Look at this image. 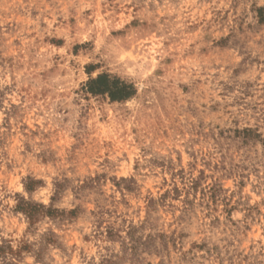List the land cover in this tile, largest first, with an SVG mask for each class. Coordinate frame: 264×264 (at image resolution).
I'll return each mask as SVG.
<instances>
[{
  "label": "rangeland",
  "instance_id": "374dc122",
  "mask_svg": "<svg viewBox=\"0 0 264 264\" xmlns=\"http://www.w3.org/2000/svg\"><path fill=\"white\" fill-rule=\"evenodd\" d=\"M0 264H264V0H0Z\"/></svg>",
  "mask_w": 264,
  "mask_h": 264
},
{
  "label": "trees",
  "instance_id": "16d2710c",
  "mask_svg": "<svg viewBox=\"0 0 264 264\" xmlns=\"http://www.w3.org/2000/svg\"><path fill=\"white\" fill-rule=\"evenodd\" d=\"M93 94H109L113 101H122L130 97V87L119 80L111 79L106 75L99 76L89 83Z\"/></svg>",
  "mask_w": 264,
  "mask_h": 264
}]
</instances>
